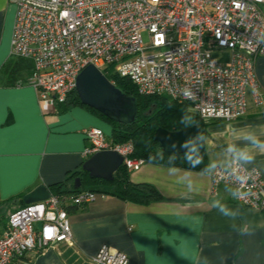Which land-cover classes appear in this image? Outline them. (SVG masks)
I'll return each mask as SVG.
<instances>
[{
	"label": "built area",
	"instance_id": "obj_1",
	"mask_svg": "<svg viewBox=\"0 0 264 264\" xmlns=\"http://www.w3.org/2000/svg\"><path fill=\"white\" fill-rule=\"evenodd\" d=\"M15 6L11 54L32 61L27 82L39 100L62 103L88 64L129 79L139 95H161L187 105L204 120L236 119L257 99L254 63L264 56L254 33L264 28V0H8ZM144 35L147 36L145 40ZM228 53L219 59L214 50ZM114 83L112 80H110ZM191 88L193 97H185ZM91 154L111 149L130 171L131 142L113 143L99 127L83 130ZM255 168V167H254ZM252 174L241 206L264 211V178ZM225 185L211 178L212 188ZM97 192L51 194L0 219V264H31L27 253L70 242L67 204L83 206ZM93 264H128L121 250L102 245Z\"/></svg>",
	"mask_w": 264,
	"mask_h": 264
},
{
	"label": "crops",
	"instance_id": "obj_2",
	"mask_svg": "<svg viewBox=\"0 0 264 264\" xmlns=\"http://www.w3.org/2000/svg\"><path fill=\"white\" fill-rule=\"evenodd\" d=\"M14 20L15 6L0 0V69L11 54ZM254 70L258 98L249 89L243 115L213 119L207 126V162L228 140L232 127L264 124V56L256 58ZM90 127L109 136L110 126L91 110L39 100L27 79L14 86L0 80L1 219L22 207L23 196L40 184L51 194L59 182L66 188L74 184L79 176L69 175L81 169L88 143L83 130ZM169 167L145 161L130 172L132 182L149 183L159 191L158 201L139 204L99 193L83 206L68 203L71 241L29 251L31 264H93L91 257L104 244L123 251L128 264H264V211L239 205L225 185L212 188L210 177L190 169L200 188L188 192L168 174ZM250 167L264 178V156ZM214 199L238 214H222L211 206Z\"/></svg>",
	"mask_w": 264,
	"mask_h": 264
},
{
	"label": "trees",
	"instance_id": "obj_3",
	"mask_svg": "<svg viewBox=\"0 0 264 264\" xmlns=\"http://www.w3.org/2000/svg\"><path fill=\"white\" fill-rule=\"evenodd\" d=\"M109 69L110 66L109 68L107 66L104 70L106 77L112 80L115 86L123 93L135 99L136 115L134 121L121 123L110 119L100 111L83 104L75 89L66 96L62 103H58V105H81L91 110L110 126L108 137L111 142L123 143L128 140L132 141V157H138L148 161L149 154L152 153L154 157L153 163L171 166L168 161V156L175 154L177 155L175 166L189 169L187 163L184 161L183 153L165 152L164 158L162 160L160 159L159 155L155 152L156 141L153 139L154 132L157 127L166 129H179L184 127L181 120L182 117L188 113L194 117L195 125L199 126L200 132H203L207 136V126L213 122V119L204 120L199 115L189 110L186 104L179 103L166 96L139 95L136 92L135 86L129 79ZM31 71L32 61L30 59L10 54L9 58L0 69V80H4L8 86H14L19 84L20 81L27 79ZM201 151L205 152L204 149ZM205 163H207L206 152ZM203 166L204 165H200L198 168L190 170L200 171V168ZM130 172L131 171L122 164L113 173V178L111 180H105L102 178H91L87 171L77 169L72 171V173L70 172L69 178L72 179L74 176H79L80 186L75 187V185L72 184L70 188H66L62 182H59L53 186L54 194L62 195L77 193L82 190H92L139 204H148L162 198L159 191L152 184L132 182L130 179Z\"/></svg>",
	"mask_w": 264,
	"mask_h": 264
},
{
	"label": "clouds",
	"instance_id": "obj_4",
	"mask_svg": "<svg viewBox=\"0 0 264 264\" xmlns=\"http://www.w3.org/2000/svg\"><path fill=\"white\" fill-rule=\"evenodd\" d=\"M254 44L256 47L264 46V28H258L254 33ZM185 97H193L195 93L191 88L183 92ZM185 127L195 125L194 117L186 113L181 120ZM169 147L172 150L183 149V158L189 169L200 168V177L223 178L225 180V191L233 200L242 201L245 198L247 186L252 174L257 170L254 167L258 156H264V124H245L239 127H232L228 140L223 144L220 151L210 156L205 163V152L210 147L209 137L203 132H197L183 141H173ZM155 152L162 160L165 155L163 147H157ZM154 157L149 154L148 161L151 163ZM177 155L168 156V174L175 177V183L186 189L188 192L198 191L199 183L194 179L190 170L181 169L175 166ZM211 206L222 214L234 217L238 210L230 208L223 200L214 199Z\"/></svg>",
	"mask_w": 264,
	"mask_h": 264
},
{
	"label": "water",
	"instance_id": "obj_5",
	"mask_svg": "<svg viewBox=\"0 0 264 264\" xmlns=\"http://www.w3.org/2000/svg\"><path fill=\"white\" fill-rule=\"evenodd\" d=\"M75 91L80 101L110 119L121 123L134 121L136 104L134 97L123 93L112 83L106 75L93 64L86 65L76 76ZM200 132L198 125L182 127L179 129H166L157 127L153 139L156 141L155 149L163 147L165 152L183 153V149L172 150L169 145L173 141H183ZM123 164V156L115 150H100L84 159L81 169L88 172L91 178L111 180L113 173ZM75 187L80 186V178L74 179ZM51 192L44 184L38 185L23 196L25 204L37 202L48 198Z\"/></svg>",
	"mask_w": 264,
	"mask_h": 264
},
{
	"label": "rangeland",
	"instance_id": "obj_6",
	"mask_svg": "<svg viewBox=\"0 0 264 264\" xmlns=\"http://www.w3.org/2000/svg\"><path fill=\"white\" fill-rule=\"evenodd\" d=\"M144 37H145V40L147 39V36L146 35H144ZM225 51V50H224ZM224 51H222V50H218V49H216V50H214L213 52H214V54L219 58V59H223V60H227L228 59V53H226V52H224ZM126 142H131L132 143V141L131 140H128V141H126ZM133 144V143H132ZM100 192H97V194H99ZM6 215H4V216H7V213H5Z\"/></svg>",
	"mask_w": 264,
	"mask_h": 264
}]
</instances>
